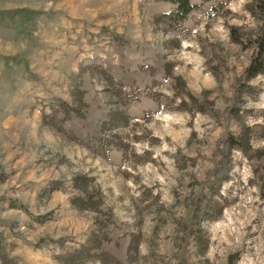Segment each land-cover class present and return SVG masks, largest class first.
<instances>
[{"label":"rangeland","instance_id":"374dc122","mask_svg":"<svg viewBox=\"0 0 264 264\" xmlns=\"http://www.w3.org/2000/svg\"><path fill=\"white\" fill-rule=\"evenodd\" d=\"M193 2L167 31L163 0H0V264H264L260 23ZM57 99L116 113L121 146L47 124Z\"/></svg>","mask_w":264,"mask_h":264},{"label":"trees","instance_id":"16d2710c","mask_svg":"<svg viewBox=\"0 0 264 264\" xmlns=\"http://www.w3.org/2000/svg\"><path fill=\"white\" fill-rule=\"evenodd\" d=\"M163 1L172 4L173 8L169 12L158 13L155 16V20L162 21L165 24V29L167 31H179L183 29V22L190 17L193 11L200 9L201 7V4L193 2V0ZM248 9L251 12V15L260 23V26L254 40L255 51L245 69V78L247 80L258 74L264 73V0H253V2L248 5ZM125 61H127L126 58ZM107 79L112 81L111 78ZM88 109L87 106L72 108L63 100L57 99L51 112L45 115V118L47 119L46 123L54 127L56 130L66 134L71 140L90 148L95 154L106 155L105 153H107L113 146L120 147L122 142H118V144L113 143L108 137L102 136V132L105 128L110 129L115 127L122 118L119 119L116 113H113L110 116L108 115L109 113L103 114L100 112H94L93 115L89 113ZM97 115L101 118L98 121L95 119ZM72 118H84L85 122L83 125L79 126H66V121ZM98 122L99 124H97ZM247 143L248 135L233 136L230 134L225 139V147L229 149H240Z\"/></svg>","mask_w":264,"mask_h":264},{"label":"crops","instance_id":"0c3cea01","mask_svg":"<svg viewBox=\"0 0 264 264\" xmlns=\"http://www.w3.org/2000/svg\"><path fill=\"white\" fill-rule=\"evenodd\" d=\"M97 5H98V4H97ZM99 6H100V5H99ZM99 6H98V7H99Z\"/></svg>","mask_w":264,"mask_h":264}]
</instances>
